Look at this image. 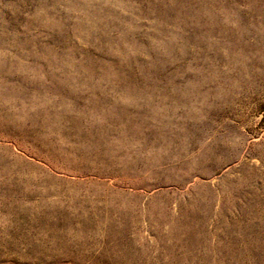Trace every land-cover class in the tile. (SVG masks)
<instances>
[{
  "label": "rangeland",
  "instance_id": "374dc122",
  "mask_svg": "<svg viewBox=\"0 0 264 264\" xmlns=\"http://www.w3.org/2000/svg\"><path fill=\"white\" fill-rule=\"evenodd\" d=\"M0 264H264V0H0Z\"/></svg>",
  "mask_w": 264,
  "mask_h": 264
},
{
  "label": "bare ground",
  "instance_id": "6f19581e",
  "mask_svg": "<svg viewBox=\"0 0 264 264\" xmlns=\"http://www.w3.org/2000/svg\"><path fill=\"white\" fill-rule=\"evenodd\" d=\"M139 105V104H138ZM135 108V107H134ZM160 112V111H159ZM149 134V133H148ZM158 135V134H157ZM195 178H197V177H195ZM193 181V180H192ZM181 220V219H180ZM189 229V228H188ZM195 239V238H194Z\"/></svg>",
  "mask_w": 264,
  "mask_h": 264
}]
</instances>
